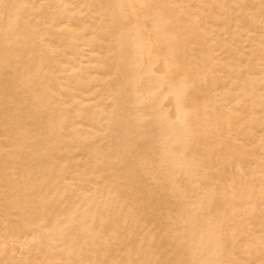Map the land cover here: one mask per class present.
<instances>
[{"label":"bare ground","instance_id":"bare-ground-1","mask_svg":"<svg viewBox=\"0 0 264 264\" xmlns=\"http://www.w3.org/2000/svg\"><path fill=\"white\" fill-rule=\"evenodd\" d=\"M0 4V264H264V0Z\"/></svg>","mask_w":264,"mask_h":264},{"label":"rangeland","instance_id":"rangeland-1","mask_svg":"<svg viewBox=\"0 0 264 264\" xmlns=\"http://www.w3.org/2000/svg\"><path fill=\"white\" fill-rule=\"evenodd\" d=\"M63 152H57V154H59V155H63V154H65V153H63ZM85 186H88L87 184H84ZM138 196H140V197H138V198H141V197H143V198H145V199H147V197H144V195L142 196L141 194H139ZM142 199V198H141ZM140 199V200H141ZM154 206H156L155 204H153ZM141 206V207H140ZM138 208H141V209H143L144 210V207L142 208V206H145L146 207V202L143 204L142 203V205H140ZM50 207V206H49ZM48 207V208H49ZM35 208V207H34ZM148 208V207H147ZM30 210V209H29ZM36 210V211H35ZM37 210L38 209H34V210H31V215H32V213L34 214V213H38L37 212ZM148 210V209H147ZM32 211H35V212H32ZM160 211L162 212V210L160 209ZM19 212H21V211H19ZM158 212H159V210H158ZM29 213V212H28ZM153 212H145V213H142V215L145 217V220L147 221V218H151V219H153V217L151 216V214H152ZM22 214H23V211H22ZM21 215V214H20ZM35 215V214H34ZM153 215V214H152ZM33 216V215H32ZM151 216V217H150ZM151 219H148L149 221L151 220ZM149 221H148V223H149ZM152 221V220H151ZM147 224V223H146ZM150 224H152V223H150ZM153 231H155L154 233L157 235L156 237H158V235H160L159 233L157 234V232H156V230L154 229ZM158 231V230H157ZM114 246H116V245H114Z\"/></svg>","mask_w":264,"mask_h":264},{"label":"snow or ice","instance_id":"snow-or-ice-1","mask_svg":"<svg viewBox=\"0 0 264 264\" xmlns=\"http://www.w3.org/2000/svg\"><path fill=\"white\" fill-rule=\"evenodd\" d=\"M15 5H9V4H0V8H3L5 12H7L9 9L15 8Z\"/></svg>","mask_w":264,"mask_h":264}]
</instances>
